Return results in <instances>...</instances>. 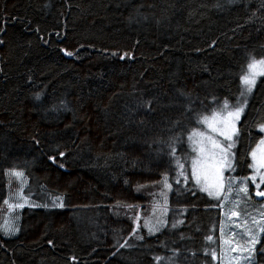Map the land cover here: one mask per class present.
<instances>
[{"label": "trees", "instance_id": "obj_1", "mask_svg": "<svg viewBox=\"0 0 264 264\" xmlns=\"http://www.w3.org/2000/svg\"><path fill=\"white\" fill-rule=\"evenodd\" d=\"M262 57L264 0H0V216L9 169L65 204L24 207L19 233L0 232V264H212L218 231L193 225L187 243L175 229L193 215L218 228L223 207L196 186L189 136L237 104ZM252 91L231 176L252 173L264 136V76ZM168 181L172 212L151 233L152 190ZM253 255L264 264V237Z\"/></svg>", "mask_w": 264, "mask_h": 264}, {"label": "rangeland", "instance_id": "obj_2", "mask_svg": "<svg viewBox=\"0 0 264 264\" xmlns=\"http://www.w3.org/2000/svg\"><path fill=\"white\" fill-rule=\"evenodd\" d=\"M261 59H264V57L257 60ZM260 77L261 76L257 77L256 83ZM244 87L242 81V92L244 91ZM252 92L245 93L243 96L241 95L237 104L223 102L221 106L204 115L202 121L207 117L209 118L208 123H201V127L192 132L189 136V138L193 137L194 133L202 134L196 135L194 139H190V146L193 151L192 161L198 159L201 162V167L206 171V183L209 186L216 185L222 181L224 184V190L220 192L219 198L210 196L207 192L202 191L201 187L205 183L204 176H201L202 184L199 185L193 178L196 186L212 199L216 201L220 199L223 207L221 209V220L218 228L213 222L212 216L209 217L207 223L205 217L202 218L198 217V215H193L192 217L185 216L175 229L178 230V238L181 240L185 239L187 243H193L196 241L195 236L186 238L183 236V232L193 225L199 226L198 230L205 233L204 239L210 236L212 237L211 240L207 239L208 241L218 240V231L220 242L219 250L215 248L208 252H204L205 255L210 258L212 264H253L254 250L257 243L264 237V232L260 231L261 228H264V197L255 195L256 191H264V184H260L259 189L256 188V184L260 183V175L264 174V168H259L258 166V162L264 157V143H261L264 141V136L251 152L252 173L246 177L231 176L234 168L233 162L235 146L238 139L239 121L246 109ZM226 103L227 108H225ZM237 107H243V111L240 114L239 120L233 121L231 117L228 116V113L235 112ZM214 114L215 119H213ZM224 121H231V124H234L235 133H233L230 125L226 126ZM209 124H211L212 127H209ZM213 128H215L216 131H213ZM262 132L264 133V131ZM221 133L232 135V139H225V135H222ZM209 137L210 139H208ZM229 144L232 145L231 149L226 153L222 152L221 149H228ZM216 145H218V147ZM201 148L203 149V152L200 151ZM253 153L256 154L255 160L253 159ZM225 155L231 162L232 168L223 169V175L221 178L218 173V162H220L221 158ZM253 165H256V167H253ZM192 170L191 162V172ZM13 172H19L23 175H11L10 173ZM197 172L199 174V168L197 169ZM252 176L257 177L254 182L249 179ZM8 178L10 179L8 196L3 206L4 211L0 216V232L4 237H13L19 233L21 210L24 207H55L53 206V201L51 199L57 198H59V201H62L63 205H65L62 196H50L44 194L39 188L28 184L27 177L22 169H9ZM229 180L232 181L230 185L228 183ZM242 181H247V183H241ZM167 184L171 186L169 181ZM229 187L231 188L230 192L227 190ZM243 187H247V195L239 191V189ZM154 188L159 190H152L158 195V199H154V202H152L151 213L144 218L143 224L146 225L148 229L156 228L159 230L165 224L167 217L172 212L169 206V193L171 187H165L164 183L161 185H155ZM158 200H165L166 202H158ZM165 203H167L168 206ZM21 204L23 207H17V205ZM174 209L179 210L180 208ZM180 211L181 212H176L182 213V210ZM176 212H174V218L178 219V214ZM234 212L239 213V215L234 216ZM154 232L156 231H152L151 233ZM250 237H255L256 242L254 246H252L251 252L243 251L242 249L249 248L251 244ZM213 253H215V258ZM245 257L250 258L245 259ZM192 262L193 255L191 253L177 254L174 256V264H192Z\"/></svg>", "mask_w": 264, "mask_h": 264}, {"label": "snow or ice", "instance_id": "obj_3", "mask_svg": "<svg viewBox=\"0 0 264 264\" xmlns=\"http://www.w3.org/2000/svg\"><path fill=\"white\" fill-rule=\"evenodd\" d=\"M69 55H71V53H69ZM258 76H264V59L261 60H257L255 58H252L251 61L247 64L246 69H245V74L242 77V81L244 84V91L241 93V95L243 96L245 93H250L253 89V87L256 84V80ZM150 103V102H149ZM225 108H227V103L225 104ZM243 111V107H237L235 112H229L228 116L231 117V119L234 120H239L240 118V114ZM208 119L207 117H205L202 121V123H208ZM213 119H215V114L213 115ZM224 123L226 124V126L230 125L232 127V131L233 133H235V128H234V124H231V121H224ZM209 127H212L211 124H209ZM262 127V131H264V125L261 126ZM213 131H216L215 128H213ZM222 135H225V139L227 140H231L232 139V135H226L225 133H221ZM196 135H202L199 133H194L193 137H190V139H194ZM210 139V137L208 138ZM261 143H264V141H262ZM218 147V145H216ZM232 147L231 144L228 145V149H221L222 152H227L228 150H230ZM201 152H203V149H200ZM61 155H63L61 153ZM256 154L253 153V159L255 160ZM258 166L259 168H264V157H262L260 159V161L258 162ZM182 167V166H181ZM253 167H256V165H253ZM199 168V174L197 172V169ZM228 168L231 169L232 168V164L231 162L228 160L227 156H223L221 158V161L218 162V173H219V177L222 178L223 175V169ZM192 177L195 179L196 183L202 184V180H201V176H204V180L205 183L202 185L201 190L207 192L210 196H215L217 198H219L220 196V192L224 190V184L221 181L220 183L216 184V185H212L209 186L206 183L207 180V174L204 168L201 167V162L197 159V160H193L192 161ZM258 170V169H257ZM11 175L14 176H22V173L19 172H13L10 173ZM181 175H184L183 172H181ZM185 179H187V177H185ZM250 180H252L253 182L257 179L256 176H252L249 178ZM179 182V181H178ZM229 185L232 183L231 180L228 181ZM241 183H247V181H242ZM260 184H264V174L260 175V183L256 184V188L259 189ZM165 187H171L170 185H168L165 182ZM229 192L231 191V188L229 187L227 189ZM240 192H243L245 195H247L248 189L247 187H243L241 189H239ZM255 195L260 196V197H264V191H256ZM226 198V197H225ZM58 201V202H57ZM57 201L53 202V206L55 207H64L63 202L59 201V198H57ZM17 207H23V205H17ZM129 207H131V205H129ZM234 216H238L239 213H233ZM173 227H175V225H173ZM158 229L156 228H150L149 231H157ZM261 232H264V228L260 229ZM138 238H142V237H138ZM209 240L212 239V237H208ZM251 240V244L249 246V248L247 249H242L243 251H249L251 252L252 246H254L256 239L255 237H250ZM125 245H121V247H123ZM236 250V249H233ZM213 256L215 258V253H213ZM250 257H245V259H249ZM159 259V258H157Z\"/></svg>", "mask_w": 264, "mask_h": 264}]
</instances>
